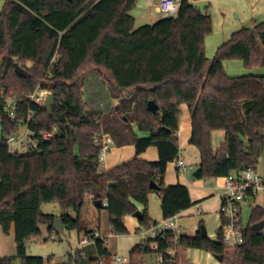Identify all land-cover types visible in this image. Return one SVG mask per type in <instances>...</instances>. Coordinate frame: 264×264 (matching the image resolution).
<instances>
[{
  "label": "trees",
  "instance_id": "obj_1",
  "mask_svg": "<svg viewBox=\"0 0 264 264\" xmlns=\"http://www.w3.org/2000/svg\"><path fill=\"white\" fill-rule=\"evenodd\" d=\"M135 6L136 0H5L0 13V226L8 235L14 225L16 255L0 258V264H52L27 254L30 242L42 240V225L48 226L50 238L59 239L53 229L56 216L42 211L45 203L72 209L76 217L61 216L66 229L89 238L94 231L82 220L87 195L106 203L117 236L129 234L123 220L139 210L138 204L144 207L141 225L150 227L152 193L161 197L163 219L196 205L186 185L165 182L169 164L180 154L183 104L191 114L190 143L199 152L203 178L258 167L264 153V76L231 77L224 63L238 59L247 67L264 66V21L232 33L209 59L205 38L213 27L208 11L183 0L176 16L135 28ZM16 63L25 70L21 77ZM87 81H92L89 92L107 93L118 102L109 108L98 102L85 106ZM39 88L55 97L50 112L30 101ZM12 94L23 97L17 119L4 112V101ZM150 100L157 112L149 109ZM31 110L32 130L56 127L57 135L37 152L11 154L6 140ZM216 131L225 132V141L214 150ZM97 134L110 136L117 148L134 146L135 157L101 171ZM151 147L157 148L158 160L140 158ZM153 182L158 189L151 187ZM262 221L264 205H256L244 244L234 248L241 264H264V225L259 232L253 229ZM217 238L199 232L175 240L167 232L153 241L164 264L171 259L168 252L179 247L222 255L226 262L231 249L220 241L221 228ZM93 249H76L68 263L57 264H113L106 240L96 238ZM150 252L148 244L137 245L129 264H140Z\"/></svg>",
  "mask_w": 264,
  "mask_h": 264
},
{
  "label": "rangeland",
  "instance_id": "obj_2",
  "mask_svg": "<svg viewBox=\"0 0 264 264\" xmlns=\"http://www.w3.org/2000/svg\"><path fill=\"white\" fill-rule=\"evenodd\" d=\"M191 1L195 3L194 0ZM4 4H5V0H0V13L4 7ZM197 5L201 7L202 11H208L212 18V27H213L212 32L208 34L205 38V53L209 59L214 58L218 48L231 37L232 33L244 27L253 28L257 23L264 21V0H206L205 3H201V4L197 3ZM155 9H156V3L153 0H136V6L131 11L132 15L136 18L135 28H139L145 24H152V21H148L146 17L144 18L140 16V14L144 10L151 12L152 16L157 18L167 17L161 13L155 12ZM224 67L226 73L231 77L242 76V75L264 76V66L247 67L244 65L242 60H238V59L226 60L224 63ZM91 82L92 81H89L88 83L87 81L84 85L85 96L83 98L84 99L83 102L85 106L86 105L92 106V104L98 102L100 104L103 103L104 108L107 107L109 108L118 102L117 98H112L107 93L98 94L96 93V91H93L92 93L89 92L88 89L91 87ZM24 131H25V127L21 126L19 133H23ZM218 132L220 131H217V133ZM1 140H2V125L0 122V141ZM224 141L225 138L221 139L219 137V134H214V137L212 134L211 143L213 147L218 146L219 148L222 145V143H224ZM116 149L117 147L113 145L109 155L113 152V150ZM182 153L184 155V159L186 158L187 154H189V156L193 158V153H191L190 151L188 152L182 150ZM194 166L192 168H188L185 171L191 174L190 176L191 178L189 179V181L193 182V181L206 180L204 178L197 179L193 176V173L195 172ZM169 168L172 169L173 166L170 165ZM259 168L264 173V153L259 158ZM180 178L182 179L181 176ZM257 202L258 204L264 203V193L259 195ZM255 204L256 203H254L251 200H247L242 204L243 206L242 218L245 226H247L250 221L251 211ZM192 209H194V213L193 215L185 218L186 219L185 221L189 223H187L186 227L183 229L186 232H188V234L193 233L190 222L192 223H196L197 221L200 222L202 218V216L196 213L197 210L195 206ZM42 211L45 214H53V215L69 213L73 217H76V213L72 209L64 210L58 202L43 204ZM153 212L154 213L156 212L159 215L160 208L153 206ZM91 213H93V211L84 210L83 207L82 220L85 223H87V226L89 228H92V226L96 224L91 219L92 216ZM84 217L88 221H86ZM101 221H102V228L100 233L101 238L104 240L108 239V242L110 241L109 244H114L115 246V249H113V251L110 252L112 257L119 255L123 258L127 257L130 260V252L122 250V247L125 248L128 245L127 235L114 236L111 232V229L108 231V227L110 226V218L107 210H101ZM204 225L208 231V234L211 235V224L209 223V221H205ZM41 228L43 231V238L41 241L30 242L28 244V255L42 256L46 260L50 259L52 264L68 263L71 258L70 254H72L73 250H76L79 247H81L80 240L83 236H85L83 233L80 234L77 230L67 229L65 232L59 233V239L55 241L49 237L50 234L46 230L48 226L42 225ZM116 236L121 238H115ZM47 237H49V239L45 241L44 238ZM14 254H16V245L14 241V236H9L7 234L0 233V257L4 255L12 256ZM170 260H172V258ZM214 260L217 262L216 264H229V263L241 264L240 255L239 253L236 252V249L228 250L226 262L219 261L217 258H214ZM18 263L19 261L15 262V264Z\"/></svg>",
  "mask_w": 264,
  "mask_h": 264
},
{
  "label": "crops",
  "instance_id": "obj_3",
  "mask_svg": "<svg viewBox=\"0 0 264 264\" xmlns=\"http://www.w3.org/2000/svg\"><path fill=\"white\" fill-rule=\"evenodd\" d=\"M190 3H193L191 0H189ZM196 6L201 8L198 4L205 3L206 0H194ZM155 12L159 13L157 9H155ZM141 17H146L148 21H152V23H155L156 21L160 20L161 18H157L152 16L151 12L144 10L141 14ZM181 116H180V124H179V146H180V152L181 155L184 159V155L182 153V150L185 151H190L193 153V158L189 156V154L186 155V158L184 159L185 161L190 163V165L193 167L194 165V170L196 171L197 168L200 167V155L198 150L190 143L191 139V134H192V122H191V114L189 111V108L186 104L181 105ZM223 131H220L214 134H219V137L221 139L225 138V133L223 135ZM140 137H148V133H139ZM214 150L218 149V146L213 147ZM135 157V147L132 145L129 146H124L117 148L116 150H113V152L108 156L107 163L106 165L103 166L104 170H109L117 165H120L124 162H127ZM158 151L156 147H151L147 152L144 154L140 155V158L147 160V161H156L158 160ZM170 165L173 166L172 169H170ZM258 170L259 172L263 175L264 173L260 170L259 165H258ZM182 177V179L180 178ZM191 174L184 172L181 173L179 172L173 163H170L167 169V173L165 175V182L166 184H177L181 183L186 185L189 188L190 196L191 199L194 203H197L194 205L197 208H202L203 212L201 214H198L202 216L200 222L196 223H191V227L193 230V233L188 234L185 230H183L186 227V224L189 222H186L185 218L188 216L193 215L194 209L191 207L188 210H185L181 213L178 214V223H179V228H180V234H185L188 236H195L200 232L201 228V223L205 221H209L211 224V235L208 234V237L213 240L217 241V232L221 228V218H220V209L222 205V198L221 194L223 191V185L225 182L224 177L220 178H204L206 180L204 181H189ZM194 176V173H193ZM203 179V178H202ZM262 194V193H261ZM260 195V194H259ZM259 195L256 198L249 199L256 203V205H261L263 204H258L257 199ZM103 204L106 205L105 202ZM153 206L159 207L160 208V214L158 215L153 212ZM253 206V207H254ZM138 209L140 211L144 210V207L140 204L137 205ZM84 210H91L93 211L91 219L93 222L96 224L92 226V229L94 232L98 230L101 233V228H102V221H101V210H106L105 208H98L95 206V201H93L91 195H87L85 199V204H84ZM148 212L149 216L152 220L153 223L161 221L163 219L162 216V211H161V197L157 193H152L149 196V207H148ZM242 213H243V206H242ZM71 215V214H70ZM56 217L62 216V214L55 215ZM85 218V217H84ZM243 219V218H242ZM86 221H88L85 218ZM124 224L129 230V234L127 235V241L128 245L124 248L122 247V250H125L127 252H131L137 245L139 244H145L149 245L152 249V252L146 253L143 255L141 264H160V259L162 258V255H160L158 252H156V243H154V239L150 237L149 234L145 232V228L141 225L140 220L135 218L134 216H126L124 218ZM106 223V222H105ZM200 224V227H199ZM47 226V225H46ZM111 229V227H108V231ZM48 232V228L46 229ZM67 229L65 228L64 232ZM0 233H4L2 230V227L0 226ZM113 234V233H112ZM9 236H14V225L12 226L10 233L8 234ZM114 235V234H113ZM210 235V236H209ZM115 236V235H114ZM84 237V236H83ZM82 237V238H83ZM115 238H121V237H115ZM110 242V241H109ZM108 239L106 240L108 250L111 252L113 249H115L114 244H109ZM83 249H86L88 253L94 252L93 249V244L88 245L86 247H82ZM79 247L78 249H82ZM204 253V254H203ZM27 254H28V249H27ZM168 254L172 258L168 262V264H216L217 262L214 260L216 258L212 254L200 250V249H186V248H181L179 247L176 250L169 251ZM16 254L12 256H1L0 258H5V257H14Z\"/></svg>",
  "mask_w": 264,
  "mask_h": 264
},
{
  "label": "built area",
  "instance_id": "obj_4",
  "mask_svg": "<svg viewBox=\"0 0 264 264\" xmlns=\"http://www.w3.org/2000/svg\"><path fill=\"white\" fill-rule=\"evenodd\" d=\"M156 3V9L159 13L165 16H176L183 0H153ZM56 61L53 58L51 64ZM48 94L39 89L30 95V101L38 106H43ZM23 97L18 95H9L4 101V112L10 119H17L19 115L20 104ZM35 111H30L26 119L23 120L25 131L23 133H13L7 140L8 150L11 154H24L29 152H37L40 150L42 143H47L57 135V128L54 127L51 131H44L37 133L30 128L32 116ZM20 130V129H19ZM179 135V134H178ZM95 143L100 147L98 156L99 169L104 171L103 166L106 165L109 153L113 146V140L110 136L105 134H97L95 136ZM175 168L183 173L188 168H192L182 157L181 152L178 157L172 162ZM225 182L221 194L222 205L220 209L222 238L220 241L227 249H234L240 247L245 241L246 226L242 219V204L249 200L256 198L259 194L264 193V177L259 172L258 168H248L241 171H233L228 176L224 177ZM198 214L203 212L202 208H197ZM145 232L150 235L152 239L163 236L167 232L173 233L176 240L180 235V228L178 223V214L161 221L152 223ZM96 238H101L98 230L94 232L92 237H83L80 240V245L86 247L95 243ZM53 240L56 238L53 236ZM173 251V250H171ZM75 250L72 251V254ZM163 257L160 259V264H163ZM113 264H129L127 257L119 255L113 257ZM102 264V263H101Z\"/></svg>",
  "mask_w": 264,
  "mask_h": 264
},
{
  "label": "water",
  "instance_id": "obj_5",
  "mask_svg": "<svg viewBox=\"0 0 264 264\" xmlns=\"http://www.w3.org/2000/svg\"><path fill=\"white\" fill-rule=\"evenodd\" d=\"M16 67V72L18 73V75L21 77L23 76V74L25 73V70L23 68L20 67V65L18 63H16L15 65ZM55 102V97L52 93H49L46 100H45V104H44V107L47 111H51L52 109V106ZM149 109L152 111V112H157L158 111V105L156 104V102L154 100H150L149 101V105H148ZM194 177L197 178V179H201L203 178V171H202V168L199 167L196 169V171L194 172ZM152 188L154 189H158V185L153 182L152 185H151ZM95 206L98 207V208H106V205L103 204V201L101 200H97L95 201ZM133 216L139 220H142L143 219V213L142 211L138 210L136 211ZM264 225V221L260 222V223H257L255 225H253V229L257 232H259L262 227ZM66 228V225L63 223L62 219L60 217H56L55 220H54V224H53V229L57 232V233H63L64 230ZM200 233L203 237H208L207 235V229L205 227V225H201V228H200ZM216 258L219 260V261H223V256L222 255H218L216 256Z\"/></svg>",
  "mask_w": 264,
  "mask_h": 264
}]
</instances>
